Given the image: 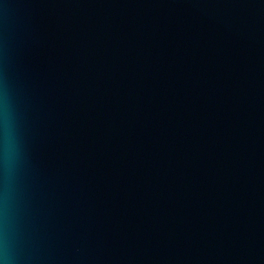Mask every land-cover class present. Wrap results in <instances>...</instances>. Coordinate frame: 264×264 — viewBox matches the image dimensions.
Instances as JSON below:
<instances>
[{"label": "water", "instance_id": "95a60500", "mask_svg": "<svg viewBox=\"0 0 264 264\" xmlns=\"http://www.w3.org/2000/svg\"><path fill=\"white\" fill-rule=\"evenodd\" d=\"M0 264H264V0H0Z\"/></svg>", "mask_w": 264, "mask_h": 264}]
</instances>
